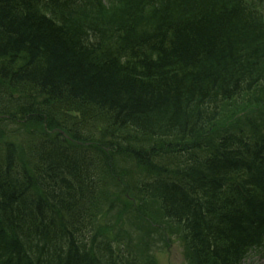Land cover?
I'll list each match as a JSON object with an SVG mask.
<instances>
[{
  "label": "trees",
  "instance_id": "trees-1",
  "mask_svg": "<svg viewBox=\"0 0 264 264\" xmlns=\"http://www.w3.org/2000/svg\"><path fill=\"white\" fill-rule=\"evenodd\" d=\"M244 102L264 105L260 0H0V264H155L96 225L110 178L187 264H240L264 122H216Z\"/></svg>",
  "mask_w": 264,
  "mask_h": 264
},
{
  "label": "rangeland",
  "instance_id": "rangeland-1",
  "mask_svg": "<svg viewBox=\"0 0 264 264\" xmlns=\"http://www.w3.org/2000/svg\"><path fill=\"white\" fill-rule=\"evenodd\" d=\"M251 118L259 119L263 123L264 105L256 106L249 102L224 105L216 122L217 129L230 128L232 130L238 125L244 126ZM10 135L12 136V133ZM22 137L23 134L20 133L14 138L12 136L18 145ZM119 164L120 161H114L117 169L120 168ZM121 182L123 184V181ZM106 183L108 186L101 193L103 203L100 209L101 214L96 221L101 232L109 234L117 245L124 242V247L131 240L133 250L141 257L143 256L141 250H146L148 258L155 261V264H187L178 235L175 230H170L161 222L158 206L149 200L142 202L134 198L132 191L126 192L123 186L114 179L110 178ZM117 232L123 233L124 238L117 239ZM117 245H115L116 248ZM261 261L250 264H264V260Z\"/></svg>",
  "mask_w": 264,
  "mask_h": 264
}]
</instances>
